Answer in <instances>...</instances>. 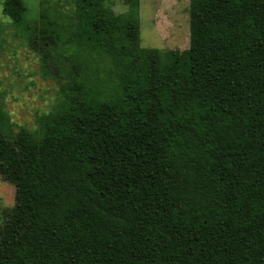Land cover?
I'll list each match as a JSON object with an SVG mask.
<instances>
[{
	"label": "trees",
	"instance_id": "trees-1",
	"mask_svg": "<svg viewBox=\"0 0 264 264\" xmlns=\"http://www.w3.org/2000/svg\"><path fill=\"white\" fill-rule=\"evenodd\" d=\"M108 2H2L60 98L0 114V264H264V0H189L183 51Z\"/></svg>",
	"mask_w": 264,
	"mask_h": 264
},
{
	"label": "rangeland",
	"instance_id": "rangeland-1",
	"mask_svg": "<svg viewBox=\"0 0 264 264\" xmlns=\"http://www.w3.org/2000/svg\"><path fill=\"white\" fill-rule=\"evenodd\" d=\"M3 1L0 0V114L6 115L8 120H4L12 125L13 131L19 128L34 131L37 117L50 113L58 103L60 84L42 74L39 55L14 36L15 29L2 13ZM24 1L32 17L38 11L40 0ZM68 2L47 0V5L66 13ZM139 3L141 48L188 49L189 0H140ZM108 5L117 15L127 12L124 0H109ZM14 194V186L0 175V232L14 206Z\"/></svg>",
	"mask_w": 264,
	"mask_h": 264
}]
</instances>
